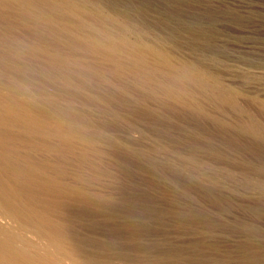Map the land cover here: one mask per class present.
Instances as JSON below:
<instances>
[{
	"label": "rangeland",
	"instance_id": "obj_1",
	"mask_svg": "<svg viewBox=\"0 0 264 264\" xmlns=\"http://www.w3.org/2000/svg\"><path fill=\"white\" fill-rule=\"evenodd\" d=\"M85 1L227 100L0 12V34L42 39L25 70L0 46V94L29 127L1 149L41 229L24 237L54 241L60 264H264V0ZM59 55L61 70L43 65Z\"/></svg>",
	"mask_w": 264,
	"mask_h": 264
},
{
	"label": "bare ground",
	"instance_id": "obj_2",
	"mask_svg": "<svg viewBox=\"0 0 264 264\" xmlns=\"http://www.w3.org/2000/svg\"><path fill=\"white\" fill-rule=\"evenodd\" d=\"M2 11L22 13L46 30H58L77 36L96 49L113 55L116 60L124 56L146 79L157 78L158 74L170 82L186 79L209 91L216 89L220 97L227 100L223 87L219 84L209 88L201 72L193 64L185 62L178 65L164 50L139 40L133 41L125 33V24L85 0H0V12ZM30 37L36 38L39 43L33 45L26 36L17 37L15 42L8 34H0V46L4 50L18 57L25 52L24 57L28 60L19 57L21 62L16 66L18 70L34 65L36 60L33 59V51L42 50V39L34 33ZM66 61V56L59 55L56 59L46 58L42 63L49 69L61 70ZM85 65L86 62L81 64L83 67ZM23 117L13 100L0 94V264H60L53 258L54 241L47 240L45 251H42L41 246L24 237V232L38 237L41 229L36 225L34 216L29 215L19 202V191L7 176L9 165L12 166L13 161L7 154L1 153V149L22 138L19 132H29ZM241 127L244 131L257 134L252 122H245ZM15 130L19 132L16 133ZM24 215L28 217L25 223L21 220ZM7 223H12L14 229H10Z\"/></svg>",
	"mask_w": 264,
	"mask_h": 264
}]
</instances>
